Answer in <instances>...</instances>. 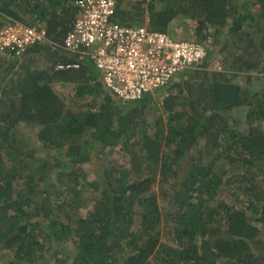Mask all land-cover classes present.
Masks as SVG:
<instances>
[{"label": "trees", "instance_id": "obj_1", "mask_svg": "<svg viewBox=\"0 0 264 264\" xmlns=\"http://www.w3.org/2000/svg\"><path fill=\"white\" fill-rule=\"evenodd\" d=\"M77 13L0 0V25L47 35L0 56V264H264V0H116L120 23L212 35L194 66L132 100L62 46ZM60 84L82 100L69 107Z\"/></svg>", "mask_w": 264, "mask_h": 264}, {"label": "built area", "instance_id": "obj_2", "mask_svg": "<svg viewBox=\"0 0 264 264\" xmlns=\"http://www.w3.org/2000/svg\"><path fill=\"white\" fill-rule=\"evenodd\" d=\"M76 5L77 16L62 46L70 54L89 55L102 81L122 100L138 99L168 84L205 57L212 41V35L206 40L178 38L146 23H120L114 19L116 0H76ZM46 39L43 26L10 18L0 25V56L21 55ZM79 65L76 61L57 67Z\"/></svg>", "mask_w": 264, "mask_h": 264}, {"label": "rangeland", "instance_id": "obj_3", "mask_svg": "<svg viewBox=\"0 0 264 264\" xmlns=\"http://www.w3.org/2000/svg\"><path fill=\"white\" fill-rule=\"evenodd\" d=\"M240 1H245V0H240ZM160 3L161 2H159L158 1V5H160ZM148 19L146 18V21H147ZM179 20H176V22L174 21V23H173V25L175 26L176 25V27H177V22H178ZM179 25H180V23H179ZM182 26V25H181ZM178 34H185V32H186V29L183 27V28H181V27H178ZM193 30V28L191 27V28H189V30H187V32L188 31H192ZM215 42V41H214ZM214 42L212 43V45H214ZM25 58V59H24ZM24 58H22V60L24 59L28 64H29V66H33V67H36V66H44L45 65V60H44V58H42V57H39V55L37 54V55H32V56H30L29 57V55H27L26 57H24ZM23 60V61H24ZM86 60H87V62H89V63H91V62H93V61H91V59H90V56L89 55H86ZM218 62V63H217ZM222 62V53L219 55V58H217V60H214V63H216L215 65H216V67L217 68H220V63ZM219 66V67H218ZM95 68L99 71V69L95 66ZM242 77V76H241ZM243 80H245V77L243 78ZM259 82L261 83L262 81H260V79H258V82H257V87L259 86ZM57 90L58 91H60L65 97H66V101H67V103H68V106L69 107H72L74 104H75V102H77V101H81L82 99L81 98H79V99H74L73 97H74V92H75V87H74V85L72 84H67V85H62V84H60V85H58L57 86ZM158 92H160V91H158ZM157 91H155V93L157 94L158 93ZM115 97H117L116 95H114ZM158 97V96H157ZM118 98V97H117ZM88 99H89V97H88ZM119 99V98H118ZM122 100V99H121ZM158 101H159V103H161V101H162V99L161 98H159L158 97ZM234 112L236 113V115L237 116H242V113H243V108H235L234 109ZM21 130L24 132V134H26L27 135V137H29V138H31L33 141H36V138H37V128L35 127V126H29L28 124H26V125H24V124H21ZM87 166L89 167V166H91V164H87ZM224 168L226 167V166H223ZM227 168V167H226ZM220 169V168H219ZM156 187L158 188V184L156 185ZM160 188V187H159ZM223 196H226V195H224L223 194ZM231 201V200H230ZM235 202H237V199L235 200ZM161 203L162 204H164L165 203V201L164 200H162L161 199ZM167 231V228L165 227L164 228V232H166Z\"/></svg>", "mask_w": 264, "mask_h": 264}, {"label": "crops", "instance_id": "obj_4", "mask_svg": "<svg viewBox=\"0 0 264 264\" xmlns=\"http://www.w3.org/2000/svg\"><path fill=\"white\" fill-rule=\"evenodd\" d=\"M26 55H27V54H26ZM26 55H25V56H26Z\"/></svg>", "mask_w": 264, "mask_h": 264}, {"label": "clouds", "instance_id": "obj_5", "mask_svg": "<svg viewBox=\"0 0 264 264\" xmlns=\"http://www.w3.org/2000/svg\"><path fill=\"white\" fill-rule=\"evenodd\" d=\"M115 95V94H114Z\"/></svg>", "mask_w": 264, "mask_h": 264}]
</instances>
